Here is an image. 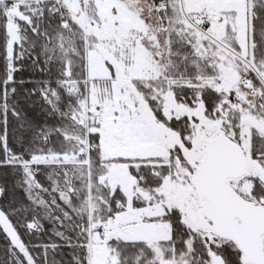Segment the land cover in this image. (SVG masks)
<instances>
[{"label":"snow or ice","instance_id":"6c2138e0","mask_svg":"<svg viewBox=\"0 0 264 264\" xmlns=\"http://www.w3.org/2000/svg\"><path fill=\"white\" fill-rule=\"evenodd\" d=\"M0 264H264V0H0Z\"/></svg>","mask_w":264,"mask_h":264},{"label":"trees","instance_id":"16d2710c","mask_svg":"<svg viewBox=\"0 0 264 264\" xmlns=\"http://www.w3.org/2000/svg\"><path fill=\"white\" fill-rule=\"evenodd\" d=\"M17 79H23L25 81H33L35 82L36 80L40 79V75L38 72H34L33 69L31 68L30 64H25L22 72L18 73ZM38 115V113H37Z\"/></svg>","mask_w":264,"mask_h":264}]
</instances>
